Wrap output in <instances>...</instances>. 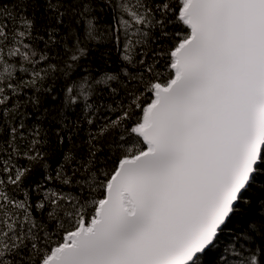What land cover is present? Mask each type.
<instances>
[{"label": "snow or ice", "instance_id": "1", "mask_svg": "<svg viewBox=\"0 0 264 264\" xmlns=\"http://www.w3.org/2000/svg\"><path fill=\"white\" fill-rule=\"evenodd\" d=\"M0 264H264V0H0Z\"/></svg>", "mask_w": 264, "mask_h": 264}]
</instances>
